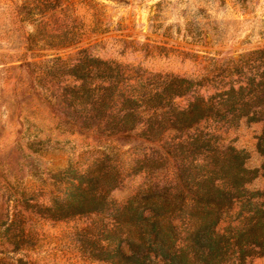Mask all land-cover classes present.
<instances>
[{
  "label": "rangeland",
  "instance_id": "obj_1",
  "mask_svg": "<svg viewBox=\"0 0 264 264\" xmlns=\"http://www.w3.org/2000/svg\"><path fill=\"white\" fill-rule=\"evenodd\" d=\"M14 9H34V16ZM262 47L264 0H0V264H110L94 257L122 235L108 213L56 221L33 210L63 194L62 172L70 166L83 170L117 148L125 171L149 157L156 161L110 191L117 203L176 175L158 143L98 137L96 121L80 132L60 100L72 78L48 73L50 60L69 64L86 49L92 58L143 74L199 79L219 58L237 60ZM261 128L241 123L219 130L258 167ZM252 264H264V254Z\"/></svg>",
  "mask_w": 264,
  "mask_h": 264
},
{
  "label": "trees",
  "instance_id": "obj_2",
  "mask_svg": "<svg viewBox=\"0 0 264 264\" xmlns=\"http://www.w3.org/2000/svg\"><path fill=\"white\" fill-rule=\"evenodd\" d=\"M15 10L34 16V9ZM25 39L32 46L34 37ZM59 61L46 68L72 78L60 100L80 132L96 121L98 137L158 143L174 160L176 175L114 202L109 193L125 176L156 162L149 157L125 171L117 148L83 170L63 171V194L49 205L35 203L34 212L56 221L108 213L122 235L114 242L108 238L112 245L93 254L110 264H252L264 254V183L256 185L264 181V47L237 60L219 58L199 79L143 74L92 58L86 49L72 63ZM241 123L261 124L258 167L220 134L221 127ZM158 160L165 161L162 154Z\"/></svg>",
  "mask_w": 264,
  "mask_h": 264
}]
</instances>
